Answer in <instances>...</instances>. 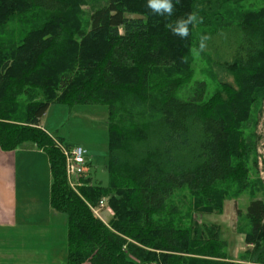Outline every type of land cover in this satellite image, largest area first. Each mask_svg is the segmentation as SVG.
<instances>
[{
    "label": "trees",
    "instance_id": "trees-1",
    "mask_svg": "<svg viewBox=\"0 0 264 264\" xmlns=\"http://www.w3.org/2000/svg\"><path fill=\"white\" fill-rule=\"evenodd\" d=\"M84 1L0 0V147L32 142L48 155L50 205L67 221L66 260L55 264H264V184L251 177L257 142L245 135L264 96V6L236 12L229 5L240 0H179L165 17L147 0H108L82 21ZM194 9L201 28L219 16L236 34L225 32L217 61L234 82L220 80L210 100L206 79L189 98L178 95L193 78L196 25L187 39L165 27ZM51 103L108 107V185L87 175L77 190L68 185L56 141L72 144L40 125ZM245 192L252 227L233 259L220 225L196 214L221 212ZM104 197L108 223L89 206Z\"/></svg>",
    "mask_w": 264,
    "mask_h": 264
},
{
    "label": "rangeland",
    "instance_id": "rangeland-1",
    "mask_svg": "<svg viewBox=\"0 0 264 264\" xmlns=\"http://www.w3.org/2000/svg\"><path fill=\"white\" fill-rule=\"evenodd\" d=\"M107 2L108 0H85L79 6L82 21H87L94 8ZM229 6L237 8L236 12L256 10L264 6V0H240L238 3H230ZM217 19L222 22L212 24V27L201 28L202 25H196L194 38L197 43L194 48L198 49L197 45H199L198 41L201 35H208L210 39L205 51L193 54L192 81L183 85L178 92V95L184 99L189 98L193 94L195 88L193 83L198 79H206L209 83L206 95L207 100H210L219 90L220 80L228 83L234 82L232 75L219 71L217 61L219 60L218 56L221 54V48H223L222 45L227 40L225 32H231L232 39L236 37V34L228 29L231 26L226 27L229 23H232L229 18L221 20L222 17L218 16ZM232 20H235V18H232ZM25 22L28 23L27 21ZM19 24H21V21L16 20L12 25L13 29H17ZM217 47L220 48L216 50L215 48ZM107 120L108 107L104 104L77 103L67 105L51 103L41 117V124L52 136L61 139L63 142L84 147L87 150L86 175L93 182L108 185L110 175L107 168ZM245 135L249 136L251 140L255 139L257 142L255 154L257 164L251 172V177L254 178L253 180L257 179L264 184V96L252 107V117L245 130ZM252 158L253 156H251ZM257 196L264 198L262 188ZM251 199L252 196L249 192H245L238 198H227L221 212L196 214V218L200 223L207 222L220 225L221 236L226 241V252L233 259H241L244 255V249L248 247L242 231L252 227L246 215V209ZM113 215L112 208L107 205L100 211V216L97 217L108 223ZM42 245L43 243L41 242H34L32 247L36 248V252H38L37 249L41 250Z\"/></svg>",
    "mask_w": 264,
    "mask_h": 264
},
{
    "label": "crops",
    "instance_id": "crops-1",
    "mask_svg": "<svg viewBox=\"0 0 264 264\" xmlns=\"http://www.w3.org/2000/svg\"><path fill=\"white\" fill-rule=\"evenodd\" d=\"M50 185L45 150L32 142L12 150L0 147V263L55 264L66 260V215L52 209ZM34 242L43 243L38 252L32 247Z\"/></svg>",
    "mask_w": 264,
    "mask_h": 264
},
{
    "label": "clouds",
    "instance_id": "clouds-1",
    "mask_svg": "<svg viewBox=\"0 0 264 264\" xmlns=\"http://www.w3.org/2000/svg\"><path fill=\"white\" fill-rule=\"evenodd\" d=\"M178 3L179 0H175V3L173 0H147V7L156 15L171 17L174 13L175 5ZM203 20V16H201L199 12L194 9L186 15L177 18L175 22L167 23L165 27L168 28L173 35L179 36L182 39H187L190 35V28L199 23H203ZM209 39L210 37L208 35H201L199 39V48H193L191 50L192 54H196L198 52L202 53L205 51ZM187 61V56L182 57V62Z\"/></svg>",
    "mask_w": 264,
    "mask_h": 264
},
{
    "label": "built area",
    "instance_id": "built-area-1",
    "mask_svg": "<svg viewBox=\"0 0 264 264\" xmlns=\"http://www.w3.org/2000/svg\"><path fill=\"white\" fill-rule=\"evenodd\" d=\"M56 146L62 152L65 158V175L68 185L77 190L83 184L82 177L86 175L87 156L86 149L80 145L67 146L59 141H56ZM107 198L104 197L96 206L89 205L93 214L100 216V211L106 207Z\"/></svg>",
    "mask_w": 264,
    "mask_h": 264
}]
</instances>
